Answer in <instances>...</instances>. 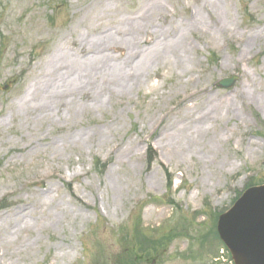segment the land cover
Here are the masks:
<instances>
[{
  "label": "rangeland",
  "instance_id": "374dc122",
  "mask_svg": "<svg viewBox=\"0 0 264 264\" xmlns=\"http://www.w3.org/2000/svg\"><path fill=\"white\" fill-rule=\"evenodd\" d=\"M9 81L0 264L126 247L136 264H230L203 237L264 182V0H0Z\"/></svg>",
  "mask_w": 264,
  "mask_h": 264
},
{
  "label": "water",
  "instance_id": "95a60500",
  "mask_svg": "<svg viewBox=\"0 0 264 264\" xmlns=\"http://www.w3.org/2000/svg\"><path fill=\"white\" fill-rule=\"evenodd\" d=\"M236 80H224L220 86L230 89ZM11 87L6 84L0 89ZM217 233L234 264H264V185L246 190L228 212L220 215Z\"/></svg>",
  "mask_w": 264,
  "mask_h": 264
},
{
  "label": "trees",
  "instance_id": "16d2710c",
  "mask_svg": "<svg viewBox=\"0 0 264 264\" xmlns=\"http://www.w3.org/2000/svg\"><path fill=\"white\" fill-rule=\"evenodd\" d=\"M135 233V231H134ZM137 240L140 248L143 250H148L150 255L152 252V246L156 243L154 238L143 234L139 228L136 229ZM132 236V235H131ZM94 264H136L140 259L138 257H133V251H130L127 247L114 257H107L103 254H98ZM104 256V257H103Z\"/></svg>",
  "mask_w": 264,
  "mask_h": 264
},
{
  "label": "bare ground",
  "instance_id": "6f19581e",
  "mask_svg": "<svg viewBox=\"0 0 264 264\" xmlns=\"http://www.w3.org/2000/svg\"><path fill=\"white\" fill-rule=\"evenodd\" d=\"M105 64H106V63H105ZM104 67H105V65H102V66H101V68H104ZM50 101H51V100H50ZM51 103H52V102H49L47 106H48V107L53 106V104H51Z\"/></svg>",
  "mask_w": 264,
  "mask_h": 264
}]
</instances>
